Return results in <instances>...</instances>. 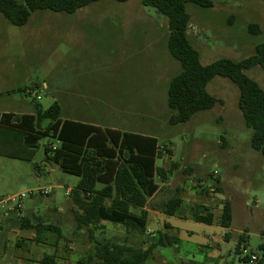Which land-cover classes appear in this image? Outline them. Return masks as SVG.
Returning <instances> with one entry per match:
<instances>
[{
	"label": "rangeland",
	"instance_id": "374dc122",
	"mask_svg": "<svg viewBox=\"0 0 264 264\" xmlns=\"http://www.w3.org/2000/svg\"><path fill=\"white\" fill-rule=\"evenodd\" d=\"M187 8L191 14L189 37L203 65L222 58L241 61L264 42V1L216 0L213 8L194 4ZM82 10L74 14L38 11L21 27L0 14V112L31 111L34 99L22 89L39 87V104L48 109L58 101L63 118L154 136L161 147L173 149L171 161L181 168L191 166L192 172H179L172 179L179 182L193 174L188 183L205 182L191 198L193 206L209 203L216 210L225 200L231 203L230 228L182 220V228L193 233L179 235L180 252L174 246L159 247L148 264L199 261L206 253L204 245L215 242L224 253L219 264H250L245 258L252 254L264 259L260 247L264 245V156L251 145L253 131L239 108V88L227 78L215 77L208 90L221 103L196 113L187 123L172 125L168 87L181 66L168 49V18L144 7L141 0H101ZM251 24H259L263 34H252ZM245 73L264 89V69L257 66ZM161 164L158 160L157 165ZM215 172L221 192L206 195V184L218 185ZM156 178L158 183L162 180ZM78 181L77 176L47 160L43 149L33 162L0 155V199L40 187L53 188L49 195H28L24 204L30 210L34 207L43 222L61 228L64 240L53 248L57 264H78L95 240L149 246L145 243L149 236L128 233L112 222H104L94 239L88 228L77 232L66 192ZM160 195L167 199L173 192L164 189ZM51 208H60L61 214L49 212ZM152 221L149 230L159 229L158 222L162 228L164 222H175L160 216ZM41 236L55 242V234ZM240 238L245 239L238 248ZM44 254L41 250V260Z\"/></svg>",
	"mask_w": 264,
	"mask_h": 264
},
{
	"label": "trees",
	"instance_id": "16d2710c",
	"mask_svg": "<svg viewBox=\"0 0 264 264\" xmlns=\"http://www.w3.org/2000/svg\"><path fill=\"white\" fill-rule=\"evenodd\" d=\"M98 1L100 0H25L20 3L17 0H0V14L12 25L20 27L26 25L35 12L49 10L74 14ZM115 1L124 3L128 0ZM215 1L141 0L143 6L153 8L168 18V49L181 66L180 73L170 81L168 87V106L174 112L169 123H187L196 113L211 110L221 103L219 98L209 92L208 85L217 76L227 78L239 88V108L246 126L253 131L251 145L264 156V89L245 73L246 70L257 66L264 69V42L256 46L253 55L241 61L222 58L209 65H203L199 51L189 39L191 14L187 6L194 4L201 8H213ZM249 30L255 35L263 34L259 24H251ZM60 116L61 107L57 102L48 109H43L36 103V117L3 115L0 119V155L14 150L6 148L2 143V138L7 136V132L25 136L26 140L34 142L31 154L24 155L22 150L17 152L21 157H25L22 158L25 160L32 159L38 142L44 140L47 160L56 162L65 173L80 178L70 193L75 206L73 214L76 231L88 228L91 238L94 239L95 231L102 228L104 221H109L122 225L128 233L145 235L147 213L141 209L146 207L158 189L154 181L155 174L165 179L168 173L164 168L156 167V157L164 154L157 147V141L136 140L134 149L130 141L133 136L130 134L122 135L113 130L102 133L95 127L62 121ZM35 119L38 130L33 126ZM25 121L30 122V127H26ZM57 133L59 148L53 152L49 146L54 143ZM95 133L97 135H94ZM109 142L110 146L107 145ZM87 148L91 150L87 151ZM165 152L171 154L169 150ZM35 169L38 170V166H35ZM216 181V191L220 192L219 178ZM200 182L197 183V188H203ZM203 193L210 195L211 192L203 189ZM182 205L183 200L178 195L174 196L165 204L164 213L175 215L179 213ZM136 210H140V213L137 214ZM221 211L217 217L219 226L230 228L233 223V211L228 200L221 203ZM193 217L196 221L207 224L214 221L212 214H203L198 209L194 211ZM20 222L24 228L33 227L36 230L38 242L44 241L41 235L47 232L55 234L56 240L64 237L57 225L47 224L42 220L36 226H33L29 219H21ZM179 243L177 237L164 232H160L158 241L149 243L147 248L127 242L95 240L93 248L78 264H148L157 248L172 247ZM260 247L264 250V245ZM245 260L249 261V258L246 257ZM42 262L56 264V255H45ZM259 262L264 264V259Z\"/></svg>",
	"mask_w": 264,
	"mask_h": 264
},
{
	"label": "crops",
	"instance_id": "0c3cea01",
	"mask_svg": "<svg viewBox=\"0 0 264 264\" xmlns=\"http://www.w3.org/2000/svg\"><path fill=\"white\" fill-rule=\"evenodd\" d=\"M221 1H225V0H221ZM82 9H80L81 11L80 10H78V11L82 12L83 11ZM189 32L190 31L188 29V35H189ZM189 39H190V37H189ZM192 45H193V43H192ZM37 88H39V87H25L22 89V93H24L26 96H31L34 99V106H33V109L31 111L7 109V110L0 112V119L2 118L3 115H12L14 117H17V116H33V117H36V103L39 104L38 101L41 100V96L37 93ZM30 91H32V92H30ZM57 103L59 104L58 101H57ZM41 107H42V105H41ZM62 113H63V111L61 108L60 118L62 121L68 120V121L75 122L77 124H81L85 127H89V128L95 127V128H98L102 133L106 132L107 130H113V131H119L122 135L130 134L133 136L132 140H130V141H132L131 145L134 147V149H135V141L136 140L142 141L141 139H143L146 141L148 139H155L157 141V147L159 149H161L162 152H164L165 146L161 147L160 144L158 143L157 138L154 136L143 135V134H138V133H130L128 131L119 129L117 127H103V126L98 125V124H92V123L82 121L79 119H75V118H63ZM24 123L26 124L27 128L30 127V122L25 121ZM33 126L35 127L36 130H38L39 127L36 126V119L33 121ZM94 135H97V134L95 133ZM122 138H123V136H122ZM43 141L38 142V148L36 149L35 155L32 157V159L31 160H25V159H22L25 157H21L22 155L17 153V152H20L22 150V152H24V155L31 154L33 151L34 142L32 140H26L25 136L7 132V136L5 135L2 138V143L5 145L6 148H12V149L18 150V151L13 150L11 152L3 153V155H1V156L9 158V159H14V160L33 162V160L35 159V157L39 153L40 149L44 150ZM107 145L110 146V142H109V144L107 143ZM92 148H96V147H92ZM90 150H91V148H87V151H90ZM116 150L118 152V148ZM165 150L170 151V153H171V154H169L170 157L167 158L165 156V154H163L161 157H156V167L157 168H164L168 172L167 176L165 177V179H162L158 183V181L156 180L157 179L156 176L158 174H155L154 181L158 185V189L154 193V195L149 199L146 207L144 209H141L147 213V217L145 220L147 232L145 235L149 236L148 237L149 239L146 238V240H145L146 243L157 242L159 239V233L160 232L168 233L170 236H175L178 239H179V235L182 232H186L188 234L193 233L190 230L182 228V226L180 225V221H182V220L188 221L190 219L196 221L193 217V213L196 209L201 211V213H203V214H206L207 212L212 214L214 216V221L208 225H214V226H219V224L217 222V217L222 212L221 211V203L218 204V207L216 208V210L214 207L210 206L209 203H203L204 205L203 204H201V205L195 204L193 206V201H191V198H193L196 195L195 193H197L196 191H198L197 183L200 181H194V182L189 181V183H188V179L193 174L190 177L185 178L179 182L174 181L172 179V178H174V175H177V173L182 172V171L191 173L192 168H191V166H186L185 168H181L179 163H177L175 161H173V162L171 161L172 156H174L173 149L166 148ZM45 158H46V156H45ZM158 160H160L162 162L161 167H159L157 165ZM168 165L170 166V168L166 169L165 166H168ZM79 180H80V178H79ZM202 183H205V182L201 180L200 184H202ZM220 186H221V181L219 183V188H220ZM75 187H71V188L67 189L66 193L70 198H71L70 193ZM44 188H46V187H44ZM40 189H41V187H40ZM164 189H169V191L171 190L173 192V195L169 196L167 199H163L161 197L160 193ZM18 193H21V192H18ZM18 193H16V194H18ZM177 195L183 200L182 208L179 211V213H177L175 215H167L166 213H164V210H163L164 206L172 197L177 196ZM218 201L220 202V200H217V202ZM108 204H110L109 200H108ZM74 209H75V206H74L72 198H71V207H70L69 213L73 214ZM182 210H183V212H182ZM61 211L62 210L60 208L49 209V212H54L56 214H61ZM215 211H217V215H216ZM136 213L139 214L140 210H136ZM0 216H2L1 211H0ZM158 216L170 217L173 220H175V222L174 223L164 222L162 224L163 228L161 227V224L158 222L157 224L160 226L159 229L149 230L148 229L149 223L153 222L152 220H154L155 218H158ZM21 219H23V220L29 219L33 226L38 225V223L41 221L40 213L39 212L36 213L34 207H33V209L30 210L28 207H26L25 204H24L22 216L20 218H16V216L13 215L11 219L5 221L6 224H5L4 228L2 230H0V264H44L41 260V250H42V252L46 253V254H44V256L45 255L53 256V255H55L53 248H56V246L61 244L60 241L64 240V239L61 238L59 240H56V238H55V242H51V241H48V239H46L44 237V241L38 242L37 241L38 235L36 233V230L33 227L32 228H24L23 226H21V224H22V222H20ZM104 222H109V221H104ZM196 222H198V221H196ZM199 223H202V222H199ZM205 224H207V223H205ZM75 230H77V225L75 227ZM77 232H79V231H77ZM244 239L245 238H240V240H239L240 242L238 244V247H240V245L242 244ZM181 246H182V242L180 240V243L178 245H175L174 247H177V250L180 252ZM204 246L206 247V250H205L206 253H204L205 251L203 249L202 252L204 253V255H203V258L201 260H199V261L193 260L190 262H185L182 260L181 264H219L220 259L224 256V253L221 250L220 243L215 242V243L204 245ZM57 259L58 258L56 256V264L58 263Z\"/></svg>",
	"mask_w": 264,
	"mask_h": 264
},
{
	"label": "built area",
	"instance_id": "2783aa9c",
	"mask_svg": "<svg viewBox=\"0 0 264 264\" xmlns=\"http://www.w3.org/2000/svg\"><path fill=\"white\" fill-rule=\"evenodd\" d=\"M30 92H32V91H30ZM58 136H59V133L56 134V138H55L54 143H51L49 146L53 152H55L59 148ZM43 143H45V141H43ZM218 177H219L218 173L215 172L214 178L217 179ZM201 186L204 187V183H202ZM206 187L208 188V190L211 193H213L216 191L217 185L216 184H214V185L207 184ZM51 189L52 188L32 190V191L27 192V193L22 192V193H18V194L9 196L7 198L0 199V211L2 212V216H0V230L5 226V224H6L5 221L11 219L13 215L16 216V218H20L22 216L23 208H24V201L28 195L35 196L38 193L41 195H49L51 193ZM259 260H260V257L258 254H252L249 257V263L250 264H258Z\"/></svg>",
	"mask_w": 264,
	"mask_h": 264
}]
</instances>
